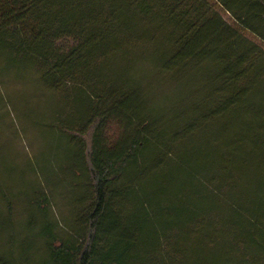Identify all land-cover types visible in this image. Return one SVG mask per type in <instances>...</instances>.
<instances>
[{
    "label": "trees",
    "instance_id": "obj_1",
    "mask_svg": "<svg viewBox=\"0 0 264 264\" xmlns=\"http://www.w3.org/2000/svg\"><path fill=\"white\" fill-rule=\"evenodd\" d=\"M138 68L170 88L204 79L193 114L161 126ZM26 113L66 141V160L35 166L76 172L70 220L59 233L44 194L18 228L3 178L0 264H264V0H0V135ZM210 119L232 151L200 164L184 143ZM150 171L161 184L148 189Z\"/></svg>",
    "mask_w": 264,
    "mask_h": 264
},
{
    "label": "rangeland",
    "instance_id": "obj_2",
    "mask_svg": "<svg viewBox=\"0 0 264 264\" xmlns=\"http://www.w3.org/2000/svg\"><path fill=\"white\" fill-rule=\"evenodd\" d=\"M129 78L137 79L142 83L140 92L146 99L149 113L165 129H168L174 123L177 119L176 117L183 110L186 111V115L183 117H190L194 108L190 96L197 94L198 97H202L205 90L204 79L200 80L201 83L196 81L194 85L189 77L185 75L182 77L184 78L183 82L170 88L168 84L160 81L155 70H146L144 68H138ZM33 82L28 79L25 84L26 88L31 90V95L36 93L38 89L36 83ZM6 84L4 93L7 94L9 92L10 95L17 96L16 98L18 99L21 82L9 79ZM40 91L38 92L42 94V91ZM22 108H25V106ZM43 108L42 104L33 105L32 109L36 114V116L34 114L35 121H39L40 118L38 119L37 117L42 115L41 111ZM24 111H27V109ZM27 115L29 114L26 113L25 121L22 120L21 122L11 116L7 128L0 135V143L6 147L8 154H6V159L5 157H0V184H2L1 181L4 178L3 182L8 186V188H5V195H3L4 199H6L5 209L11 211L19 228L29 218L30 209L34 208L35 205L33 204L39 200V197L44 194L48 195L51 200V213L58 223L56 230L61 234H65L70 220L67 196L71 194V187L75 184L76 172H70L64 163L57 164L52 162L50 170L46 173L49 179H46L47 177L41 172L40 167L35 166L38 162L40 164L43 163V154L41 155V153L49 154L50 157L54 158V162H63L66 160V141L61 135L56 133L45 132V135H43L28 120L29 117ZM197 117H200V111H195L193 118ZM227 133H229V128ZM222 134L218 130L216 120L210 119L208 122H201L194 136L187 140L188 142L186 141L187 144L184 143V152L191 155V160L199 161L200 164L203 162L213 163L218 154H228L232 151V146L230 145L231 134L230 136L227 134L226 139L220 137L223 136ZM83 138L87 139V135ZM153 173H149V176L147 174L145 182H142L148 189L161 184L159 180L153 179ZM77 174L79 173L77 172ZM183 198L185 197H181V199ZM202 204H205L207 208H212V211L205 216L209 215L210 219L215 220L216 211L213 209L216 204L211 202H203ZM2 230L4 229L2 228ZM3 236L4 232L0 230V253L6 250L4 246L5 240H3L4 242L1 240ZM31 239L35 244L39 243L42 245V238L38 240L37 232L31 233Z\"/></svg>",
    "mask_w": 264,
    "mask_h": 264
}]
</instances>
